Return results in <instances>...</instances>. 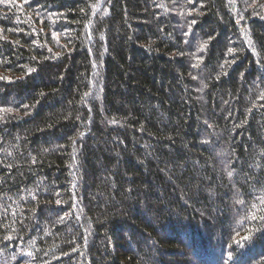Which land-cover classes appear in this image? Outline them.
Masks as SVG:
<instances>
[{
    "label": "trees",
    "instance_id": "trees-1",
    "mask_svg": "<svg viewBox=\"0 0 264 264\" xmlns=\"http://www.w3.org/2000/svg\"><path fill=\"white\" fill-rule=\"evenodd\" d=\"M0 264H264V0H0Z\"/></svg>",
    "mask_w": 264,
    "mask_h": 264
},
{
    "label": "snow or ice",
    "instance_id": "snow-or-ice-1",
    "mask_svg": "<svg viewBox=\"0 0 264 264\" xmlns=\"http://www.w3.org/2000/svg\"><path fill=\"white\" fill-rule=\"evenodd\" d=\"M193 23H195V21H193ZM228 175H229V176H231V175H232V173H231V172H229V173H228ZM58 203H59V201H58ZM245 239H247V237H246Z\"/></svg>",
    "mask_w": 264,
    "mask_h": 264
}]
</instances>
